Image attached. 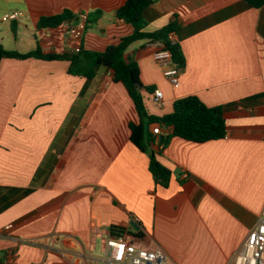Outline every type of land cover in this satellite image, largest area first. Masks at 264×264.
Returning <instances> with one entry per match:
<instances>
[{
    "label": "crops",
    "instance_id": "obj_1",
    "mask_svg": "<svg viewBox=\"0 0 264 264\" xmlns=\"http://www.w3.org/2000/svg\"><path fill=\"white\" fill-rule=\"evenodd\" d=\"M126 0H0V45L27 53L69 54V26L37 29L41 16L68 9L101 11L82 48L104 51L132 34L115 11ZM17 11L16 20L3 21ZM145 30L175 22L185 66L173 88L153 59L160 42L139 40L125 56L138 63L144 87L162 92L157 105L142 91L150 115L197 96L224 107L225 138L195 143L173 137L158 161L130 141L138 122L132 99L106 67L87 81L68 74L66 60L0 62V264H95L108 237L160 248L167 264H229L264 216V5L243 0H154ZM26 190H29L25 193ZM11 225L9 230L5 227ZM115 228L112 233L111 229ZM127 264V263H125Z\"/></svg>",
    "mask_w": 264,
    "mask_h": 264
},
{
    "label": "trees",
    "instance_id": "obj_2",
    "mask_svg": "<svg viewBox=\"0 0 264 264\" xmlns=\"http://www.w3.org/2000/svg\"><path fill=\"white\" fill-rule=\"evenodd\" d=\"M250 7L259 8L264 5V0H243ZM154 2V0H126V2L115 11V16L122 19L133 27L132 34L119 40L117 44L108 46L104 51L87 50L81 48L79 52L69 54H45L37 46L33 51L20 53L6 50L0 45V62L2 59H28L37 58L43 60H66L69 62L67 72L72 76H79L91 81L98 68L106 67L112 71V80L121 83L126 88L132 99L138 122L129 123L130 141L140 151L148 154L149 170L156 183L167 187L171 172L159 161L160 150L153 148L155 138L148 132L150 124L164 125L171 128V133L159 140L160 148H164L173 137H178L186 141L203 143L211 140L223 139L227 133L226 117L224 107L207 106L197 96H186L174 101L172 111L162 116L148 114L142 91L151 92L153 87H144L140 81V69L138 63L125 56L128 47L139 40H150L160 42L162 46L169 50L172 61L182 70L185 66V58L179 42L172 43L168 35L177 32L175 22L156 30L147 32L145 30L146 20L143 17L144 11ZM80 14V13H79ZM79 14L66 9L62 13L41 16L37 21V29L57 28L62 25L73 26L79 21ZM102 16L101 11L87 13V25L96 23ZM87 28V27H86ZM29 190H26L27 193ZM112 228V233L115 232ZM115 236H121L115 233Z\"/></svg>",
    "mask_w": 264,
    "mask_h": 264
},
{
    "label": "built area",
    "instance_id": "obj_3",
    "mask_svg": "<svg viewBox=\"0 0 264 264\" xmlns=\"http://www.w3.org/2000/svg\"><path fill=\"white\" fill-rule=\"evenodd\" d=\"M20 13L17 11L6 13L2 16L3 21L18 19ZM87 13L79 14V21L70 26L69 33L73 45V52H79L82 48V38L87 27ZM169 40L174 43V33L168 35ZM153 59L160 67L164 77L173 88L180 85L181 69L172 61L169 50L162 45L153 53ZM153 101L161 105L163 95L159 89L151 91ZM161 126L156 124L152 129L154 135L161 134ZM11 225L5 227L9 230ZM167 264V257L160 248H146L134 243L125 236L108 237L104 242L101 260L95 264ZM229 264H264V216L253 227L241 247L236 252Z\"/></svg>",
    "mask_w": 264,
    "mask_h": 264
},
{
    "label": "water",
    "instance_id": "obj_4",
    "mask_svg": "<svg viewBox=\"0 0 264 264\" xmlns=\"http://www.w3.org/2000/svg\"><path fill=\"white\" fill-rule=\"evenodd\" d=\"M166 127V126H165ZM161 140V139H163V136H160V137H157V140Z\"/></svg>",
    "mask_w": 264,
    "mask_h": 264
}]
</instances>
